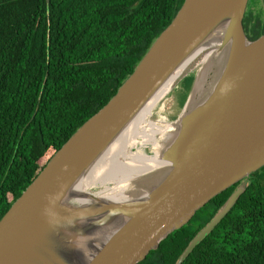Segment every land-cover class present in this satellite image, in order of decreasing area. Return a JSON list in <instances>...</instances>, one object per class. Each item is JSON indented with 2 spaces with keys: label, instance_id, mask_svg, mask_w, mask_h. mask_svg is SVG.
<instances>
[{
  "label": "water",
  "instance_id": "95a60500",
  "mask_svg": "<svg viewBox=\"0 0 264 264\" xmlns=\"http://www.w3.org/2000/svg\"><path fill=\"white\" fill-rule=\"evenodd\" d=\"M248 0H183L115 93L51 155L0 217V264H136L212 197L236 184L174 264L226 214L264 166V34L242 29ZM219 34L217 70L162 144L164 165L124 201L72 189L106 146L194 51ZM191 69L172 84L187 77ZM188 78V77H187ZM171 87V88H172ZM190 102V103H189Z\"/></svg>",
  "mask_w": 264,
  "mask_h": 264
},
{
  "label": "trees",
  "instance_id": "16d2710c",
  "mask_svg": "<svg viewBox=\"0 0 264 264\" xmlns=\"http://www.w3.org/2000/svg\"><path fill=\"white\" fill-rule=\"evenodd\" d=\"M182 1L0 0V217L115 93ZM252 3L241 20L249 40L264 34V0ZM244 181L231 208L180 264H264V166ZM236 184L136 264H174Z\"/></svg>",
  "mask_w": 264,
  "mask_h": 264
},
{
  "label": "bare ground",
  "instance_id": "6f19581e",
  "mask_svg": "<svg viewBox=\"0 0 264 264\" xmlns=\"http://www.w3.org/2000/svg\"><path fill=\"white\" fill-rule=\"evenodd\" d=\"M219 40L220 35H214L181 63L76 182L72 189L74 199L87 202L84 196L90 193L104 200L124 201L146 193L142 187L165 166L159 157L160 149L175 128V124L156 113L161 107L159 103L174 81L191 69H196V74L190 101L199 96L207 86L212 70L214 73L219 65V57L213 58ZM153 113L157 115L153 117Z\"/></svg>",
  "mask_w": 264,
  "mask_h": 264
},
{
  "label": "rangeland",
  "instance_id": "374dc122",
  "mask_svg": "<svg viewBox=\"0 0 264 264\" xmlns=\"http://www.w3.org/2000/svg\"><path fill=\"white\" fill-rule=\"evenodd\" d=\"M259 4L260 3L257 2L256 7L252 6L251 8L253 10H255V8L257 9V6H259ZM251 5H253L252 0H248L246 8L250 7ZM187 74H188L187 77L191 78V82H192L193 76L195 75V70L190 71ZM187 77H185L184 79H181L178 83H176V85L170 89L168 94L159 103V105H161V107H160V109H157L156 113L158 115L163 116L167 120V122H172V121L176 120V117L180 113L181 105L184 101V98H185V95L188 91V88L190 87V86L188 88L185 87ZM157 114H155V115H157ZM155 115H154V113L152 114L153 117ZM89 191H91V189L88 190V192Z\"/></svg>",
  "mask_w": 264,
  "mask_h": 264
}]
</instances>
